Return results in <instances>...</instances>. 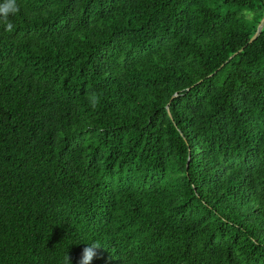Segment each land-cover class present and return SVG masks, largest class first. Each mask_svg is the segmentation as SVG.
Masks as SVG:
<instances>
[{"label": "trees", "instance_id": "obj_1", "mask_svg": "<svg viewBox=\"0 0 264 264\" xmlns=\"http://www.w3.org/2000/svg\"><path fill=\"white\" fill-rule=\"evenodd\" d=\"M16 2L0 264H264V0Z\"/></svg>", "mask_w": 264, "mask_h": 264}, {"label": "clouds", "instance_id": "obj_2", "mask_svg": "<svg viewBox=\"0 0 264 264\" xmlns=\"http://www.w3.org/2000/svg\"><path fill=\"white\" fill-rule=\"evenodd\" d=\"M19 11V6L16 0H4V3L0 4V20L5 24V31L11 32L14 28V24L9 21L10 14H15ZM99 102L98 97H92V107L95 108ZM101 245L98 242H92L87 244L81 252L80 258L77 264H91L92 260L97 254V249ZM65 264H72V258L67 253L65 256Z\"/></svg>", "mask_w": 264, "mask_h": 264}, {"label": "water", "instance_id": "obj_3", "mask_svg": "<svg viewBox=\"0 0 264 264\" xmlns=\"http://www.w3.org/2000/svg\"><path fill=\"white\" fill-rule=\"evenodd\" d=\"M264 22V15H263V18L261 19V22L259 23V26H258V29H257V32L255 33V35L250 39V41H252L259 33V30L262 26V23Z\"/></svg>", "mask_w": 264, "mask_h": 264}, {"label": "rangeland", "instance_id": "obj_4", "mask_svg": "<svg viewBox=\"0 0 264 264\" xmlns=\"http://www.w3.org/2000/svg\"><path fill=\"white\" fill-rule=\"evenodd\" d=\"M251 13L253 14V12H251ZM251 13L248 12L246 15L249 16V17H251Z\"/></svg>", "mask_w": 264, "mask_h": 264}]
</instances>
